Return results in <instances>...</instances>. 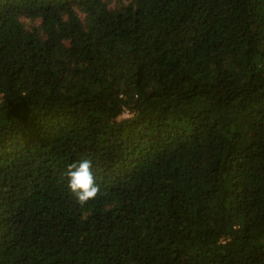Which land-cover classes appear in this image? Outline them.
<instances>
[{"label":"trees","instance_id":"16d2710c","mask_svg":"<svg viewBox=\"0 0 264 264\" xmlns=\"http://www.w3.org/2000/svg\"><path fill=\"white\" fill-rule=\"evenodd\" d=\"M0 264H264V0H0Z\"/></svg>","mask_w":264,"mask_h":264},{"label":"clouds","instance_id":"9594fccd","mask_svg":"<svg viewBox=\"0 0 264 264\" xmlns=\"http://www.w3.org/2000/svg\"><path fill=\"white\" fill-rule=\"evenodd\" d=\"M124 118L128 119L132 117ZM92 168L93 162L87 158L74 161L67 168V186L81 207L94 200L101 192L100 185L96 181Z\"/></svg>","mask_w":264,"mask_h":264},{"label":"built area","instance_id":"2783aa9c","mask_svg":"<svg viewBox=\"0 0 264 264\" xmlns=\"http://www.w3.org/2000/svg\"><path fill=\"white\" fill-rule=\"evenodd\" d=\"M124 117H132V114H130L129 112H126V113L124 114Z\"/></svg>","mask_w":264,"mask_h":264}]
</instances>
